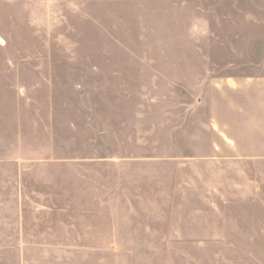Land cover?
<instances>
[{
    "label": "rangeland",
    "instance_id": "374dc122",
    "mask_svg": "<svg viewBox=\"0 0 264 264\" xmlns=\"http://www.w3.org/2000/svg\"><path fill=\"white\" fill-rule=\"evenodd\" d=\"M44 256L264 264V0H0V264Z\"/></svg>",
    "mask_w": 264,
    "mask_h": 264
},
{
    "label": "crops",
    "instance_id": "0c3cea01",
    "mask_svg": "<svg viewBox=\"0 0 264 264\" xmlns=\"http://www.w3.org/2000/svg\"><path fill=\"white\" fill-rule=\"evenodd\" d=\"M42 260L45 262L42 264H53V262L51 260H49V258L47 256H44V258ZM23 264H30V262L28 260H25ZM59 264H64V262L59 263Z\"/></svg>",
    "mask_w": 264,
    "mask_h": 264
}]
</instances>
